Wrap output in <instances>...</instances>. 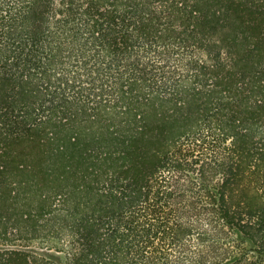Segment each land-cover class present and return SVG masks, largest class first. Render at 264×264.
Here are the masks:
<instances>
[{"label":"trees","instance_id":"trees-1","mask_svg":"<svg viewBox=\"0 0 264 264\" xmlns=\"http://www.w3.org/2000/svg\"><path fill=\"white\" fill-rule=\"evenodd\" d=\"M0 264H264V0H0Z\"/></svg>","mask_w":264,"mask_h":264}]
</instances>
